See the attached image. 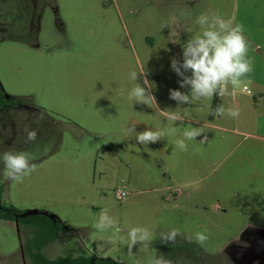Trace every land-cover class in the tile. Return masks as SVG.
<instances>
[{"label": "rangeland", "instance_id": "1", "mask_svg": "<svg viewBox=\"0 0 264 264\" xmlns=\"http://www.w3.org/2000/svg\"><path fill=\"white\" fill-rule=\"evenodd\" d=\"M262 3L0 0V87L17 101L0 112V154L24 152L36 165L14 182L0 161V198L65 224L43 255L117 264H155L161 257L167 264H264ZM208 11L245 28L254 70L246 90L229 86L220 99L239 110L236 118H210L215 96L184 105L169 98L171 89L188 91L171 61L182 62L183 44L200 31L196 18ZM132 71L140 79L131 80ZM144 74L159 109L179 107L183 122L128 99ZM133 126L165 135L140 145L136 133L126 135ZM193 127L202 135L186 141L187 151L176 148ZM26 129L36 130L35 141H26ZM104 209L115 226L100 231L93 225ZM24 217V225L0 220V264H36L26 251L36 217ZM132 228L150 235L129 255ZM197 232L207 236L204 243L195 241Z\"/></svg>", "mask_w": 264, "mask_h": 264}, {"label": "clouds", "instance_id": "2", "mask_svg": "<svg viewBox=\"0 0 264 264\" xmlns=\"http://www.w3.org/2000/svg\"><path fill=\"white\" fill-rule=\"evenodd\" d=\"M175 23V18H171ZM195 23L199 25L200 31L191 36L182 48V62L175 58L171 61V69L181 79L178 81L181 92L171 89L169 98L177 105L201 103L211 100L214 96L223 99L229 95V86L235 92L238 89L246 90V78L254 70V63L248 57V41L244 36L245 28L242 24H234L232 19H225L215 12L201 13ZM175 35V33H173ZM133 81L140 79L136 71L130 73ZM153 84L143 76V85L137 83L128 93L130 101L147 105L155 104L158 107L156 97L152 94ZM179 107L171 109H159L165 119L183 122L184 117L179 112ZM217 118L227 116L236 118L239 110L235 107L226 108L223 104L217 105L210 113ZM40 118H43L41 114ZM136 133L135 127L126 130V135ZM165 135L163 130H145L136 133V141L140 145H149L161 140ZM202 135L200 128L193 127L183 132V138L176 140L175 147L181 151H187L188 140H194ZM37 138L36 130L26 129V141L32 142ZM204 139H207L206 137ZM203 142V141H201ZM0 161L3 162V176L11 181L20 182L30 175L36 168L30 163L29 157L24 152L7 151L0 154ZM98 221L93 227L103 231L115 226L114 218L110 217L108 210L104 209L98 214ZM175 231L169 239L174 238ZM128 237V252L133 254V249L149 239V232L144 228H132L126 233ZM207 236L203 232L195 234L197 243H204ZM155 264H167L161 257Z\"/></svg>", "mask_w": 264, "mask_h": 264}, {"label": "trees", "instance_id": "3", "mask_svg": "<svg viewBox=\"0 0 264 264\" xmlns=\"http://www.w3.org/2000/svg\"><path fill=\"white\" fill-rule=\"evenodd\" d=\"M6 92L0 87V112L17 101L13 97L9 98ZM220 97L217 95L214 97L212 102L211 112L216 108L217 105L221 104ZM214 117L211 114L210 118ZM23 213L14 206H5L1 202L0 198V220H8L9 222L19 223L24 225L27 221L25 217L17 218L16 215ZM29 217H36V220L31 225H34L38 231L36 236L26 249L30 259H32L36 264H117L109 259H99L94 257H66V258H56L48 259L43 255L42 249L45 248L49 243L54 241L59 237L60 232L66 229L65 224L61 222L57 217L50 216V213H44L40 211L37 214H31ZM120 264V263H119Z\"/></svg>", "mask_w": 264, "mask_h": 264}, {"label": "built area", "instance_id": "4", "mask_svg": "<svg viewBox=\"0 0 264 264\" xmlns=\"http://www.w3.org/2000/svg\"><path fill=\"white\" fill-rule=\"evenodd\" d=\"M126 196H127V192L125 190H119L118 191V198L120 200L125 199Z\"/></svg>", "mask_w": 264, "mask_h": 264}, {"label": "water", "instance_id": "5", "mask_svg": "<svg viewBox=\"0 0 264 264\" xmlns=\"http://www.w3.org/2000/svg\"><path fill=\"white\" fill-rule=\"evenodd\" d=\"M37 213H38V212H35V213H31V212H30V213H21V214H19V215H16V217L19 218V217H24V216H26V215L28 216V215H31V214H37Z\"/></svg>", "mask_w": 264, "mask_h": 264}, {"label": "crops", "instance_id": "6", "mask_svg": "<svg viewBox=\"0 0 264 264\" xmlns=\"http://www.w3.org/2000/svg\"><path fill=\"white\" fill-rule=\"evenodd\" d=\"M260 2H262V1H264V0H259ZM262 4H264V3H262ZM257 8H258V6H257ZM257 48V47H256ZM256 48H255V50H256ZM264 48V47H263ZM253 50H254V48H253ZM252 50V51H253ZM255 50L253 51V52H255ZM257 52H259V53H263V50H262V48H258L257 49Z\"/></svg>", "mask_w": 264, "mask_h": 264}]
</instances>
